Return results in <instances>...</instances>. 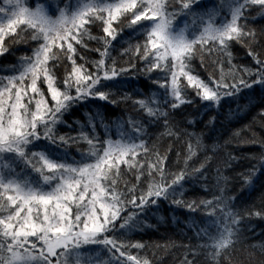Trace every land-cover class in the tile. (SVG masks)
<instances>
[{"label": "snow or ice", "instance_id": "6c2138e0", "mask_svg": "<svg viewBox=\"0 0 264 264\" xmlns=\"http://www.w3.org/2000/svg\"><path fill=\"white\" fill-rule=\"evenodd\" d=\"M253 11L257 15L250 19ZM218 13L223 21L214 23ZM189 17L193 26L181 27ZM258 19H264V0H226L218 7H206L204 0H3L0 55L11 51L5 47L10 33L12 43L27 45L31 54L12 66L18 74L0 77V264H149L129 251L146 246L126 237L165 206L173 216L177 210L195 215L203 208L212 210L211 219L219 211L223 227L217 235L195 220L188 228L196 238L211 240L198 246L211 249V261L241 242L243 217L237 219L240 214L229 207L245 188L228 197V178L218 176L219 195L184 200L186 185L207 183L204 174L211 164L207 158L199 167L190 164L196 153L189 143L186 154L176 153V170L170 171L171 156L159 155L148 141L161 127L176 142L183 136L191 140L193 133L186 129L203 122L202 110L219 113L242 99L258 107L264 120V59L256 52L264 41L257 43V32L248 27ZM93 26L103 35L91 36ZM124 35L127 47L121 43ZM86 37L97 47L90 48ZM233 43L246 45L253 63L234 64ZM117 46L127 67L112 55ZM214 53L226 58L227 71L224 59L207 63ZM93 54L98 58L90 59ZM198 58L205 71L218 65L219 75L213 70L202 78ZM132 73L155 86L149 100H132L125 90L139 79ZM129 101L138 110L128 121L117 118L120 135L113 139L100 109ZM80 110L87 123L69 121ZM208 124L213 125L210 134H217L215 118ZM260 146L259 156L237 162L249 161L248 171L232 177L252 191L257 185L264 189V142ZM128 173L134 178L131 186L123 179ZM251 215L264 218V211Z\"/></svg>", "mask_w": 264, "mask_h": 264}, {"label": "trees", "instance_id": "16d2710c", "mask_svg": "<svg viewBox=\"0 0 264 264\" xmlns=\"http://www.w3.org/2000/svg\"><path fill=\"white\" fill-rule=\"evenodd\" d=\"M222 2H226V0H204L206 7L213 5L218 7ZM2 4L3 0H0V5ZM224 12L227 13V8L224 9ZM256 15L257 13L253 11L249 18L251 19ZM222 21L223 15L218 13L217 18H214V23ZM185 23L191 28L193 26L192 18L189 17L187 21L182 19L180 26L184 27ZM248 27L257 32V43L264 41V33H261V29L264 28V19L253 21L249 23ZM129 31L127 28L123 29L124 33H128ZM90 33L91 36L103 35L102 29L95 26L90 28ZM10 36H14V34L10 33L9 36L5 37L7 41L5 47H8L11 51L0 55V77L18 74L11 71L12 66H18L21 56L31 54V49L27 45L13 44L9 38ZM85 39L88 40L87 37ZM127 40L128 36L124 35L121 43ZM131 43H136L134 38ZM88 46L95 48L97 44L94 40H88ZM127 46L124 43V47ZM248 51L249 48L246 45L233 43L231 48L233 63L240 67L253 63L252 58L248 55ZM120 52L121 48L117 46L116 51L112 55L118 58L119 64L127 67L125 63L127 57L119 59ZM256 52L264 59V47L256 48ZM97 58L98 56L95 54L90 56V59ZM213 59H224L225 71H227L226 58H222L219 53H214L212 57L208 58L207 63L211 65ZM199 64L198 58L195 66L202 78H206L209 72L213 70L219 75L218 65L215 68L210 66L208 71H205L199 67ZM131 75H139L138 80H133L129 85L125 86V90L132 94V100H149L155 91V86L151 85L142 74L132 73ZM137 110L138 106L134 109L131 101L127 104L122 103L120 108L114 110L110 106L107 110L104 108L100 109L104 123L108 124L112 129L111 138L118 139L120 135L116 129L115 122L117 118L119 117L123 121H128L131 116H135ZM186 110L191 112L192 108H187ZM259 112L260 109L258 107L248 106L246 101L242 99L239 105L236 102L231 103V105L225 104L223 110L219 113L215 110L203 113L202 110L203 122L186 129L187 132L193 133L191 140H189L188 136H183L179 142H176V137L164 134L165 130L161 127L155 130L152 139L148 141L149 147L154 146L159 155L163 156L168 153L171 156L170 164L172 167L170 171L176 170V153L183 149L184 154H186L189 143H191L193 151L196 153V156L189 161L190 164L199 167L201 162H204L206 158L211 164V167L204 174L207 183H196L194 185L189 183L186 185L183 196L184 200L199 202L201 200L213 199L214 193L219 195V188L217 187L218 176L228 178L226 185L228 197L236 196L241 192L242 188H245L243 195L239 196L229 207L230 211L240 214L237 219H240L241 216L243 217L240 225L242 230L241 242H238L235 247L222 253L218 261H211V258L208 256V252L211 249H201L198 247L204 243L211 244V240L207 237L203 240L196 238L194 231H189L188 228L192 220H195L197 226L203 225L209 229L211 235H217L218 230L223 227L221 220L217 218L220 216L219 211L217 210V215L211 219H208V213L212 210L203 208L195 215H189L184 210H177L173 216L165 206L161 213L150 214L148 220L143 222V228L126 237L132 243L140 242L146 246L139 250L129 249L133 255H138L141 259H148L149 264H183L185 260H195L196 264H206V262H210V264H264V218H259L256 215L249 216V212L264 211V189H260L257 185V189L252 191L251 189H247L241 182L232 179L238 173L248 171L247 165L249 161H243L240 166H236L242 157L259 156L262 151L260 145L261 142H264V120H261ZM73 118L78 119L82 124L87 123L84 110L75 112L68 117L69 121ZM213 118H215V127L218 129L217 134H210V129L213 125L208 124V122L213 120ZM177 119L179 120L180 117H177ZM196 119L201 120V116L198 115ZM205 124H208V127H205ZM97 125L98 131L102 133V128L99 126V118H97ZM61 130L67 131L65 128ZM175 130L173 129V131ZM180 130L184 131L185 129L181 126ZM196 136L200 137L199 144L196 143ZM170 145L172 146V151L169 153ZM84 150H87L86 145ZM72 151L76 152V149L73 148ZM196 157H199V159H196ZM232 157H235V159H231ZM77 158H79L78 154ZM154 158L155 153L152 154V159L154 160ZM183 161L184 155H181L179 158L180 167L184 166ZM123 179L130 181L129 186H131V183H134L132 173H128ZM220 184L223 186L222 179L220 180ZM121 187H123V183ZM95 251H99V249L93 248V253ZM101 258L107 259L108 254L102 252Z\"/></svg>", "mask_w": 264, "mask_h": 264}]
</instances>
